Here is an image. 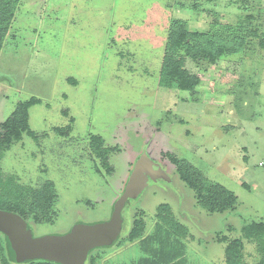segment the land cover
<instances>
[{
	"label": "rangeland",
	"instance_id": "rangeland-1",
	"mask_svg": "<svg viewBox=\"0 0 264 264\" xmlns=\"http://www.w3.org/2000/svg\"><path fill=\"white\" fill-rule=\"evenodd\" d=\"M174 20H184L190 30L208 31L217 23L253 27L260 35L213 63L186 58L185 67L200 78L193 91L162 87L160 68ZM260 37L264 0H19L0 51V123L17 102L41 100L29 106L35 137L24 134L8 146L1 169L3 177L24 185L53 183L54 213L46 221L28 220L33 235L108 219L128 183L119 238L88 257L99 252L107 258L102 263L121 264L139 254L127 240L132 222L142 215L146 229L152 228L162 204L173 227L193 234L189 254L196 256L197 248L199 260L209 259L205 264L225 262L219 235L241 239L250 263L264 256L257 248L264 237L246 240L242 232L253 220L264 222ZM92 135L112 148L111 173L93 155ZM173 158L198 168L206 183L230 189L234 208L204 209Z\"/></svg>",
	"mask_w": 264,
	"mask_h": 264
},
{
	"label": "trees",
	"instance_id": "trees-1",
	"mask_svg": "<svg viewBox=\"0 0 264 264\" xmlns=\"http://www.w3.org/2000/svg\"><path fill=\"white\" fill-rule=\"evenodd\" d=\"M18 3L19 0H0V51L8 35ZM252 35L259 37L260 34L253 27L246 29L241 25L221 26L217 23L210 25L208 31L190 30L184 20H174L167 34L158 84L162 87L193 91L200 83V78L185 67L186 58L203 59L213 63L225 55L241 52L247 38ZM260 38L259 43L264 45V37ZM40 100L38 97H30L17 102L9 116L0 123V209L15 212L27 222L29 219L34 222L51 219L57 197L53 183L45 181L40 187H32L22 184L15 176L3 177L1 159L5 149L19 142L24 134L35 137V132L29 126V106ZM56 130L63 131L64 128L56 127ZM90 146L93 155L105 166L107 172L111 173L108 154L112 148L105 146L103 139L98 135L90 136ZM173 161L179 167L181 179L195 189L198 203L204 209L222 212L234 208L236 196L230 189L219 183H206L202 172L190 162H182L176 158H173ZM157 218L159 220L153 226L156 229H167L168 233L178 235H184L187 232L185 228L173 227L176 224L169 213V207L165 204L158 207ZM145 228L146 223L142 215L136 216L127 235L128 242L132 243L135 240L141 242ZM242 232L246 240H260L264 237V222L253 220L242 227ZM217 239L225 243L224 264H264V256L251 263L244 259V244L241 239H230L225 235H219ZM162 248L163 244H160V249ZM257 248L264 255V243H260ZM103 259L104 256L97 252L87 256L86 264H104ZM174 261V258H169L154 264H171ZM14 262L6 238L0 232V264H14ZM23 263L57 264L42 259Z\"/></svg>",
	"mask_w": 264,
	"mask_h": 264
},
{
	"label": "water",
	"instance_id": "water-1",
	"mask_svg": "<svg viewBox=\"0 0 264 264\" xmlns=\"http://www.w3.org/2000/svg\"><path fill=\"white\" fill-rule=\"evenodd\" d=\"M138 173L140 177L143 176L142 169ZM128 200L127 183L112 205L108 219L77 222L64 233L39 236L33 235L28 222L17 213L0 209V232L6 238L15 262L42 259L57 264H82L91 250L110 247L119 238L123 223L122 209Z\"/></svg>",
	"mask_w": 264,
	"mask_h": 264
},
{
	"label": "crops",
	"instance_id": "crops-1",
	"mask_svg": "<svg viewBox=\"0 0 264 264\" xmlns=\"http://www.w3.org/2000/svg\"><path fill=\"white\" fill-rule=\"evenodd\" d=\"M167 231V229H156L153 226L148 230L145 228L142 236L143 240L141 242H139V240L132 242L137 245L139 254L121 264H154L157 261L160 263L161 260L169 258H174L175 260L171 264H205V259L209 260L205 255H202V261L199 260L196 257L200 254L197 248L196 256L194 254H189L195 250L192 246L195 241L193 234H188V232H186L184 235H178L176 233H168ZM128 243L132 244L130 242ZM189 243L191 246L190 250H192L191 252L190 250L188 251ZM160 244H163L162 249H160ZM106 259L107 258L104 256L103 261Z\"/></svg>",
	"mask_w": 264,
	"mask_h": 264
}]
</instances>
